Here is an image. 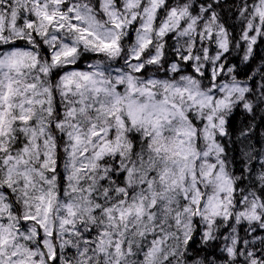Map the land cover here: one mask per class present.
Returning a JSON list of instances; mask_svg holds the SVG:
<instances>
[{
    "label": "snow or ice",
    "instance_id": "1",
    "mask_svg": "<svg viewBox=\"0 0 264 264\" xmlns=\"http://www.w3.org/2000/svg\"><path fill=\"white\" fill-rule=\"evenodd\" d=\"M0 264H264V0H0Z\"/></svg>",
    "mask_w": 264,
    "mask_h": 264
}]
</instances>
